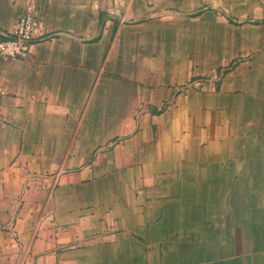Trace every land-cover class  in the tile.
Here are the masks:
<instances>
[{
    "label": "crops",
    "instance_id": "crops-1",
    "mask_svg": "<svg viewBox=\"0 0 264 264\" xmlns=\"http://www.w3.org/2000/svg\"><path fill=\"white\" fill-rule=\"evenodd\" d=\"M36 2L45 38L0 57L14 264H264V0ZM180 26L216 71L164 58Z\"/></svg>",
    "mask_w": 264,
    "mask_h": 264
},
{
    "label": "rangeland",
    "instance_id": "rangeland-1",
    "mask_svg": "<svg viewBox=\"0 0 264 264\" xmlns=\"http://www.w3.org/2000/svg\"><path fill=\"white\" fill-rule=\"evenodd\" d=\"M180 26L179 33L177 35V41L173 42V53L163 52L164 58L170 62L171 57L178 63V70L181 76H186V79H190L191 75H195L196 78L204 76V72L216 71L215 68L217 62H219L221 52L213 49V39L210 46L209 37L202 35H185L186 27ZM175 43V44H174ZM154 60L158 59L160 52L154 53ZM214 65L208 67V65ZM221 69V68H220ZM6 189L3 188V199L7 197ZM0 223V264H14V223ZM12 240V241H11Z\"/></svg>",
    "mask_w": 264,
    "mask_h": 264
},
{
    "label": "built area",
    "instance_id": "built-area-1",
    "mask_svg": "<svg viewBox=\"0 0 264 264\" xmlns=\"http://www.w3.org/2000/svg\"><path fill=\"white\" fill-rule=\"evenodd\" d=\"M45 32L46 20L36 0H27L14 31L7 35L0 33V57L7 61L29 59L32 47L45 38Z\"/></svg>",
    "mask_w": 264,
    "mask_h": 264
}]
</instances>
